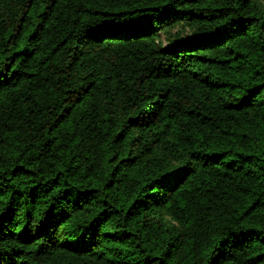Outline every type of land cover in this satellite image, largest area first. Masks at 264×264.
Masks as SVG:
<instances>
[{
	"label": "trees",
	"instance_id": "16d2710c",
	"mask_svg": "<svg viewBox=\"0 0 264 264\" xmlns=\"http://www.w3.org/2000/svg\"><path fill=\"white\" fill-rule=\"evenodd\" d=\"M0 264H264V0H0Z\"/></svg>",
	"mask_w": 264,
	"mask_h": 264
},
{
	"label": "rangeland",
	"instance_id": "374dc122",
	"mask_svg": "<svg viewBox=\"0 0 264 264\" xmlns=\"http://www.w3.org/2000/svg\"><path fill=\"white\" fill-rule=\"evenodd\" d=\"M180 25H181V24H177L176 27H175L174 29H178V28H181V29H182V26H180ZM161 38H164L163 33H162V35H161Z\"/></svg>",
	"mask_w": 264,
	"mask_h": 264
}]
</instances>
